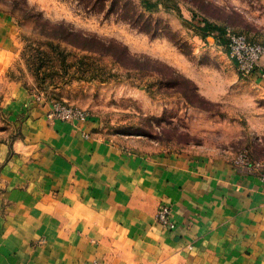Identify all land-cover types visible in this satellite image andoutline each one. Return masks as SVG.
<instances>
[{"label": "crops", "instance_id": "1", "mask_svg": "<svg viewBox=\"0 0 264 264\" xmlns=\"http://www.w3.org/2000/svg\"><path fill=\"white\" fill-rule=\"evenodd\" d=\"M17 40L0 14V70L17 54ZM251 80L240 95L261 110L245 119L262 142L264 82ZM10 86L22 134L0 170V264H264L258 175L214 151L127 147L107 138L95 116L48 120L45 100L24 83ZM256 93L261 106L248 98ZM162 204L173 228L155 219Z\"/></svg>", "mask_w": 264, "mask_h": 264}, {"label": "rangeland", "instance_id": "2", "mask_svg": "<svg viewBox=\"0 0 264 264\" xmlns=\"http://www.w3.org/2000/svg\"><path fill=\"white\" fill-rule=\"evenodd\" d=\"M0 14L18 39L0 70V170L22 134L8 102L12 81L99 118L105 136L127 147L264 163V136L245 119L261 110L240 95L252 80L226 46L228 29L264 45V0H0ZM248 98L261 104L258 93Z\"/></svg>", "mask_w": 264, "mask_h": 264}, {"label": "built area", "instance_id": "3", "mask_svg": "<svg viewBox=\"0 0 264 264\" xmlns=\"http://www.w3.org/2000/svg\"><path fill=\"white\" fill-rule=\"evenodd\" d=\"M226 46L228 55L235 60L239 73L246 78L257 77L264 82V70L260 68V60L264 56V45L253 42L242 33L227 30ZM37 100H45L50 108L47 111L48 120L55 118L75 122L86 119L88 113L71 105L51 101L43 96L36 95ZM237 169L258 175L264 181V163L257 160H251L245 154H240L237 160L233 161ZM155 219L161 225L167 228H173L174 222L171 218V209L167 205H160L155 213ZM97 264V262H94Z\"/></svg>", "mask_w": 264, "mask_h": 264}, {"label": "trees", "instance_id": "4", "mask_svg": "<svg viewBox=\"0 0 264 264\" xmlns=\"http://www.w3.org/2000/svg\"><path fill=\"white\" fill-rule=\"evenodd\" d=\"M70 33H72V34H75V35H78L80 38H83V37H85V36H83V34H82V32L80 31V30H70ZM79 34H81V35H79ZM55 38H57V39H60V40H62V41H65V42H68V43H70V44H72L73 46H76V47H78V48H81V49H85V50H92L91 48H89L87 45H82V44H79V43H77L76 42V40H69L68 38H66V37H63V36H57V35H55ZM112 42H114L113 40H109L108 41V43H112ZM101 53H102V51H101ZM103 53H106V54H110V51H103ZM102 53V54H103ZM123 66H126L125 64H122ZM127 67V66H126ZM131 67V66H130Z\"/></svg>", "mask_w": 264, "mask_h": 264}]
</instances>
